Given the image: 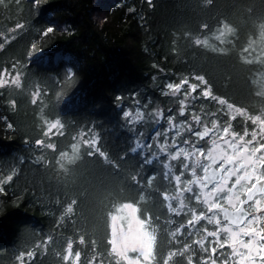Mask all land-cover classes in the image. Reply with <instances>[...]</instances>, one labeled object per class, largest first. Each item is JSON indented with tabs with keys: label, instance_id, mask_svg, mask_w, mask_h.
Listing matches in <instances>:
<instances>
[{
	"label": "trees",
	"instance_id": "1",
	"mask_svg": "<svg viewBox=\"0 0 264 264\" xmlns=\"http://www.w3.org/2000/svg\"><path fill=\"white\" fill-rule=\"evenodd\" d=\"M48 27L54 31L44 36ZM9 30L7 41L0 36V73L9 81L0 87V264H21L28 251L35 256H24L25 264H117L113 222L125 228L121 210L130 203L138 218H152L154 264H163L180 245L164 227L166 207L145 188L158 171L142 164L147 150L130 152L133 133L122 114L145 104L146 114L178 112L182 94L162 93L167 82L186 79L184 89L198 86L192 95L202 122L251 131L249 120H232L225 108L264 119V0H4L0 34ZM17 73L20 87L10 82ZM55 121L62 127L49 131ZM145 131L152 142L154 127ZM141 169L143 180H134ZM188 218L175 217L185 230ZM69 243L79 262L63 259Z\"/></svg>",
	"mask_w": 264,
	"mask_h": 264
},
{
	"label": "snow or ice",
	"instance_id": "2",
	"mask_svg": "<svg viewBox=\"0 0 264 264\" xmlns=\"http://www.w3.org/2000/svg\"><path fill=\"white\" fill-rule=\"evenodd\" d=\"M3 3L4 0H0V4ZM16 27L21 28L23 25ZM53 31V27H48L43 35L48 36ZM2 76L3 73H0V87L9 83ZM10 82L20 87V74L17 73ZM186 83V79L179 84L167 82V91L162 93L172 97L182 94V98L177 101L180 107L176 113L168 109L172 114L165 117L157 107L155 112L146 114L144 109L148 108V104H145L143 108L137 107L135 111L127 110L122 114L129 125L127 130L133 133L134 143L130 144V152L139 156L147 150L149 154L144 157L142 164L153 166L158 171L157 175L147 179L145 188H151L160 206L166 207L167 212L162 213L165 215L164 227L171 240L180 245L170 251L166 258L162 257L163 264H183L176 257H184L187 264H218V261L219 264H264V119L260 115L248 116L236 110L233 111L235 114L251 120L258 127L251 131L245 127L241 134L232 130L231 123L221 129L215 119L210 121L209 127L208 123L202 122V114L196 113L199 97L192 94L196 93L198 86L190 85L184 89ZM39 95L40 92L36 91L34 97ZM210 96L215 100L209 91L202 92L203 98ZM32 102L35 104L36 99ZM219 104L222 105L223 101H219ZM186 115L190 118L177 119V116L183 118ZM231 119L235 120L236 115ZM162 122L164 126L160 127ZM137 125L141 126L139 132L135 131ZM148 125L154 127L152 142H146L145 129ZM58 126L62 127L60 121L50 123L49 131ZM206 138L211 139L210 148L207 143L199 144ZM88 141L95 146L98 143L95 136L91 135ZM143 171L136 172L132 178L136 180L140 177L143 180ZM186 175L190 178H185ZM193 201L195 205L202 206L199 211ZM125 210L128 228L126 231H113L109 242L111 253L118 258L117 264L120 261L124 264H154L157 237L156 228L151 227L152 218H138L139 210L131 203L125 204L121 212ZM182 215L189 217L186 221L189 226L187 230L184 221L175 219ZM124 218L117 216V219ZM201 221H206V224H200ZM208 225H215L214 230H210ZM182 235L192 239L180 240ZM80 243L84 241L80 240ZM72 248L73 245L69 243L63 259L67 261L74 255L75 261L79 262L80 252L73 254ZM225 248L230 251L225 253L222 251ZM197 251L207 255L196 257ZM129 253L137 255L129 256ZM24 256L31 261L35 253L28 251L22 254L21 264H25Z\"/></svg>",
	"mask_w": 264,
	"mask_h": 264
},
{
	"label": "rangeland",
	"instance_id": "3",
	"mask_svg": "<svg viewBox=\"0 0 264 264\" xmlns=\"http://www.w3.org/2000/svg\"><path fill=\"white\" fill-rule=\"evenodd\" d=\"M12 34H13V31H10V30H9V32H8L7 35L4 33V34H0V36L3 37L4 41H7L8 38H9ZM13 77H14V76H13ZM2 78L5 79V80H7V79H6V78H7V75L3 73V77H2ZM190 85H191V84L188 83V84H187V88H189ZM228 107H229V106H226L225 110L227 111V113H228L230 119H231V117H232L233 115H236V117L240 116V115L235 114L233 111L238 110L239 112L245 113L244 111H242V110H240V109H238V108L231 107L230 109H228ZM240 117H243V116H240ZM243 118H245V117H243ZM245 119H246V118H245ZM246 120H249V119H246ZM249 121H250V123H251V120H249ZM251 124H252V123H251ZM252 125H253V124H252ZM257 127H258L257 125H253V128H257ZM249 138H250V137H249ZM217 139H218V137H217ZM218 142H219V140H218ZM206 143H207V146L210 148V147H211V139H210V138L207 139V140H206ZM220 143H222V142H220ZM204 162L206 163L207 161H204ZM124 215H125V217H126V226H125V228L121 229V228L119 227V225L116 223V221H114V222H113V228H112V236H113V231H114L115 229H118L119 231H126V230H127V228H128V222H129V221H128V218H127V212H126V210L124 211Z\"/></svg>",
	"mask_w": 264,
	"mask_h": 264
},
{
	"label": "flooded vegetation",
	"instance_id": "4",
	"mask_svg": "<svg viewBox=\"0 0 264 264\" xmlns=\"http://www.w3.org/2000/svg\"><path fill=\"white\" fill-rule=\"evenodd\" d=\"M216 167H219V165H216ZM230 186V185H229Z\"/></svg>",
	"mask_w": 264,
	"mask_h": 264
}]
</instances>
